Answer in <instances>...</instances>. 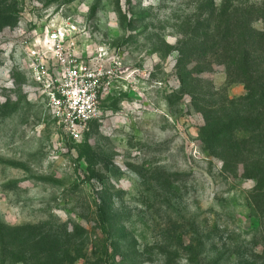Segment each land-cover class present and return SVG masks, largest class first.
<instances>
[{
	"label": "rangeland",
	"instance_id": "374dc122",
	"mask_svg": "<svg viewBox=\"0 0 264 264\" xmlns=\"http://www.w3.org/2000/svg\"><path fill=\"white\" fill-rule=\"evenodd\" d=\"M224 7L254 8L252 26L264 32V0H0V264H22L38 239L73 231L108 261L111 245L130 244L133 264H264L256 183L242 169L223 173L200 136L202 107L247 94L206 30L194 31ZM56 15L78 24L80 52L123 65L102 120L78 140L65 136L30 67Z\"/></svg>",
	"mask_w": 264,
	"mask_h": 264
},
{
	"label": "trees",
	"instance_id": "16d2710c",
	"mask_svg": "<svg viewBox=\"0 0 264 264\" xmlns=\"http://www.w3.org/2000/svg\"><path fill=\"white\" fill-rule=\"evenodd\" d=\"M254 10L241 12L237 7L232 10L224 7L197 24L194 31L200 27L206 30L203 37L207 39L204 40H212V48L220 51L227 76L244 84L247 91L237 99L222 97L217 107L201 108L206 121L201 129V142L210 146L222 161L223 173L237 176L242 169L246 178L255 181L253 194L258 208L264 211V32L252 26L257 19L252 16ZM204 40L197 47L206 49L208 43ZM187 55L186 51H181L178 62L185 91L191 88L188 79L193 73L183 61ZM67 237H71L70 240L59 235L38 239L34 250L23 253L17 261L22 264H77L83 260L84 264H117V257H121L119 264H133V245H111L114 259L108 261L104 260L103 252L93 251L87 244H78L74 231ZM137 255L141 256L139 251ZM15 256L13 259L17 258Z\"/></svg>",
	"mask_w": 264,
	"mask_h": 264
},
{
	"label": "built area",
	"instance_id": "2783aa9c",
	"mask_svg": "<svg viewBox=\"0 0 264 264\" xmlns=\"http://www.w3.org/2000/svg\"><path fill=\"white\" fill-rule=\"evenodd\" d=\"M57 16L46 26L30 67L65 136L78 140L92 124L102 120L101 99L123 78V65L116 55L100 52L95 60L89 53L80 52L78 24L68 15L61 19Z\"/></svg>",
	"mask_w": 264,
	"mask_h": 264
}]
</instances>
